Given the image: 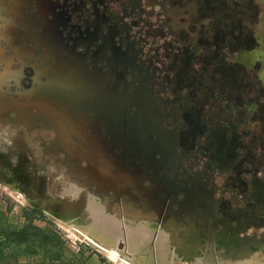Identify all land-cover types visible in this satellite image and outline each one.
<instances>
[{
  "label": "rangeland",
  "instance_id": "obj_1",
  "mask_svg": "<svg viewBox=\"0 0 264 264\" xmlns=\"http://www.w3.org/2000/svg\"><path fill=\"white\" fill-rule=\"evenodd\" d=\"M47 1L53 8L47 12L42 6V13L35 0H0V264L115 262L100 255V247L79 227L87 194L72 193L105 181L89 182L76 175L82 171L142 174L144 187L168 190L165 220L186 235L199 229L202 237L220 236L221 241L264 237L257 219L264 205L259 212L248 210L253 202L226 193L230 182L219 174L206 176L200 155L187 153L189 145L180 148L178 128L183 118L189 120L182 118L181 107L188 110L191 98L175 83L166 90L171 64L161 66L159 55L148 56L132 35L114 40L120 52L99 50L101 41L96 45L86 40L91 35L73 32L78 25L65 1ZM258 1L263 6L256 27L260 47L245 61L264 83V0ZM208 17L173 19L175 37L196 43L208 28ZM113 55L115 66L109 63ZM248 90V100L255 102L264 88L257 84ZM203 93L208 99L209 92ZM162 170L168 172V186L158 175ZM194 184L204 187L201 194L187 190ZM263 185L257 181L262 190L252 196L258 203ZM223 201L231 205L222 206ZM222 211H230L232 218ZM150 251L140 264L167 263L166 256Z\"/></svg>",
  "mask_w": 264,
  "mask_h": 264
},
{
  "label": "flooded vegetation",
  "instance_id": "obj_2",
  "mask_svg": "<svg viewBox=\"0 0 264 264\" xmlns=\"http://www.w3.org/2000/svg\"><path fill=\"white\" fill-rule=\"evenodd\" d=\"M35 1L41 7L42 13L43 9H46L48 12L49 8H53V5L49 4L47 0ZM60 1L66 2L65 9L71 14L72 18L76 19L78 26L71 27L74 30L73 32L81 35H91V38L86 40L94 42L96 45H99L101 41L99 50L104 51L107 48L112 54L117 51L120 52L119 49L115 48L116 42L114 40L119 38L121 34L132 35L136 38L137 44L144 45L142 51L146 52L148 50V56L156 54L158 57L159 55L158 58L161 60L158 62L161 66L165 62L171 64L168 67V71L173 73L171 78L172 83L168 82L170 86H165L166 90L169 87L171 88V85L175 83L177 89L187 92V97L191 98L192 102H194L193 99L195 97L200 99L202 96L201 92H205L203 94H206V90L209 91L210 105L208 109H210V114L212 113V118L215 121L223 120L221 126L225 130L227 129L226 131L230 134L229 141L231 143V137L234 134L233 130H236L238 137V140L235 141L236 144L223 157L219 156L222 154H218L219 151H216L218 146L215 143L216 140L212 138V136H217L216 131L219 130V127L213 123L203 136L200 133L194 134V127L189 124L188 127L183 116V124L178 128V144L180 148L189 145L190 149L187 150V153H198L200 155L206 176L209 175L213 178L214 174H219L226 182L231 183V186H225L226 193L243 196L248 201L253 202L252 206H246L247 209L259 212L261 210L260 207L264 205V198L262 203H258L252 196L253 194H258L257 189L262 190L256 186L257 181L264 184V114L261 118H256V114L259 112L258 102L249 103L247 97H245L246 94L243 95L244 98L241 95L221 94L216 85L214 86V83L221 77L222 71H219L218 67L229 69L233 66H240L249 74L251 80L259 83L264 88V83L260 80L259 75L255 74L245 61L246 56L254 53L260 47L256 29L257 22L261 21L260 12L263 10L260 2L258 0ZM250 3H255L258 7L259 17H250L247 10V6ZM189 4H192L195 10L191 11ZM42 6L45 7L42 9ZM201 15L203 19L209 16V25L201 35L199 34L196 43L187 44L183 40L180 41L176 38V32L174 33L172 28L173 19H183L192 16L200 17ZM233 18L243 20V36L240 43H237L230 36V31L233 28ZM250 31L256 40V46L251 50L248 49L247 44L243 43V41L247 40ZM168 39L176 41L169 42ZM207 51H210V58H207ZM155 58L149 59L148 62L153 65ZM116 62H118V59L113 55L109 63H113L115 66ZM165 69H163L164 75L166 73ZM185 71L187 73L184 75ZM157 72L158 70L156 69ZM166 75H168V72ZM191 78H193L192 83ZM203 78L205 80L203 82L204 88L200 89L198 81ZM218 97L223 101H217L216 98ZM181 108L182 111L180 113L184 114V108ZM179 118L181 120L180 116ZM189 130L192 131L190 137ZM253 132H259L260 148L258 151V162L250 170L249 162H243L246 151L241 146L249 142L250 134ZM183 152H186V150ZM217 158H222L225 164L221 165L218 163L216 161ZM227 167L229 169H225ZM158 175L162 176V180H166L165 184L168 186L167 180L169 178L165 177L168 175V172L163 170L158 171ZM204 182L206 181L204 180ZM193 187L195 188H187V190L196 191V194H201L200 191L204 190V187L201 185L194 184ZM262 193L264 197V190ZM226 204L231 205L228 201L222 202V206H226ZM230 214V211L228 213L222 211V215L226 218H232ZM257 219L261 225L264 223V215Z\"/></svg>",
  "mask_w": 264,
  "mask_h": 264
},
{
  "label": "crops",
  "instance_id": "obj_3",
  "mask_svg": "<svg viewBox=\"0 0 264 264\" xmlns=\"http://www.w3.org/2000/svg\"><path fill=\"white\" fill-rule=\"evenodd\" d=\"M76 175L90 178L89 182L105 180L97 181L96 186L75 188L72 194H87V206L78 217L79 227L100 247V255L115 261L113 264L121 260L140 264L139 259L147 257L150 250L149 254L156 257L166 256V264H264V237L221 241L220 236L202 237L199 229L189 236L169 226L165 220L171 203L168 190L165 194L144 187L142 174L116 177L82 171Z\"/></svg>",
  "mask_w": 264,
  "mask_h": 264
},
{
  "label": "trees",
  "instance_id": "obj_4",
  "mask_svg": "<svg viewBox=\"0 0 264 264\" xmlns=\"http://www.w3.org/2000/svg\"><path fill=\"white\" fill-rule=\"evenodd\" d=\"M247 10L250 14V17L251 16L259 17L258 7L255 5V3L253 4L250 3L249 6H247ZM251 12H254L255 15L251 14ZM250 21H251V18H250ZM243 26H244L243 20L238 19V18H233V23H232L233 28H232V31H230V36L232 37V39L236 40L237 43L242 42L241 37L243 36V30H242ZM243 43L247 44L249 50L253 49L256 46V40L254 39V35L251 31L249 32L247 40L243 41ZM218 70L222 71L221 75L219 74L221 77L218 78L217 81H215L214 86L216 85V87L221 92V94L227 93L228 95H233V96L241 95V97L244 98L243 95L245 94V92L247 93V96L252 94V92L248 90L250 86L259 84L251 80L249 77V74L245 71L244 68L240 66H233V67H230L229 69L218 67ZM201 88L203 89L204 86H200V89ZM206 92L208 93L209 91L206 90ZM216 99L217 101H223V100H220V97ZM256 99L259 105V112L256 114V118L257 117L261 118V116L264 114V102H262L261 104L259 103V100L261 99V101H264V90H262L261 95L257 96ZM209 100H210L209 95H208V99H205L203 96H201L200 99L195 97L193 99L194 102H192L191 100V107L188 108V110H184V114H182V116L189 118V120H186V124L187 126L189 124L192 127H194V130H193L194 134L200 133L203 136L204 133L207 132L206 130H209L210 125H212L213 123L217 127H219V130L216 131L217 136L215 137L212 136V138L216 140L215 143L218 146L216 151H219L218 154H222L219 156L223 157L225 154L230 152L231 147H234L233 145L236 144L235 141L238 140V137L236 134V130H233L234 134L231 137L232 143L229 141L230 134L226 131L227 129L225 130V128L221 126L223 120L215 121L212 118V113L210 114V109H208L210 105ZM249 103H253V102L249 101ZM212 135L214 134L212 133ZM250 135L251 136L249 137V142L246 145L241 144L242 145L241 147L246 151L244 158H243V162L248 161L249 167H250L249 169L251 170V167L256 165L258 162V157H259L258 151L260 148L259 146L260 135H259V132H253ZM210 138H211V135H210ZM260 145L262 146V144ZM234 154L236 153L234 152ZM216 161L220 163L221 165L225 164L222 158H217ZM262 202H263V199L261 203ZM34 213H38V212L35 211ZM39 214L41 215V217H43L42 212H39Z\"/></svg>",
  "mask_w": 264,
  "mask_h": 264
},
{
  "label": "built area",
  "instance_id": "obj_5",
  "mask_svg": "<svg viewBox=\"0 0 264 264\" xmlns=\"http://www.w3.org/2000/svg\"><path fill=\"white\" fill-rule=\"evenodd\" d=\"M116 264H130L128 260H121Z\"/></svg>",
  "mask_w": 264,
  "mask_h": 264
}]
</instances>
